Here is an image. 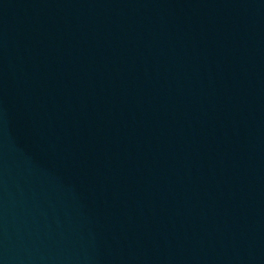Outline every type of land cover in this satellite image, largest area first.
<instances>
[{
  "label": "water",
  "instance_id": "95a60500",
  "mask_svg": "<svg viewBox=\"0 0 264 264\" xmlns=\"http://www.w3.org/2000/svg\"><path fill=\"white\" fill-rule=\"evenodd\" d=\"M0 264H264V0H0Z\"/></svg>",
  "mask_w": 264,
  "mask_h": 264
}]
</instances>
